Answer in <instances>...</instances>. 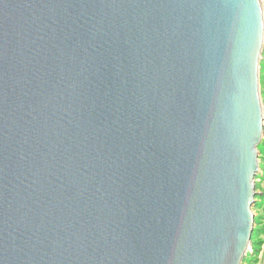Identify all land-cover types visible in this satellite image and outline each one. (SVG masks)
Returning <instances> with one entry per match:
<instances>
[{"label": "water", "instance_id": "obj_1", "mask_svg": "<svg viewBox=\"0 0 264 264\" xmlns=\"http://www.w3.org/2000/svg\"><path fill=\"white\" fill-rule=\"evenodd\" d=\"M260 22L236 0H0V264H241Z\"/></svg>", "mask_w": 264, "mask_h": 264}, {"label": "rangeland", "instance_id": "obj_2", "mask_svg": "<svg viewBox=\"0 0 264 264\" xmlns=\"http://www.w3.org/2000/svg\"><path fill=\"white\" fill-rule=\"evenodd\" d=\"M262 57H264V43L262 48L261 59ZM259 80H260V95H261V60H260V69H259ZM262 105L264 110V101H262ZM259 145L264 146V122H263V135L259 142ZM259 157H260L258 158L259 171L255 175V179H254L255 198H254L253 207L251 208L252 214L254 216L253 231L255 232V234L253 235V239L250 240V248L247 251L248 255L243 258L241 264H259L258 260L260 259L262 250L264 248L263 245L262 246L259 245L256 241L258 235H262L261 226L262 223L264 222V156L259 153ZM255 257L257 258L256 261H255ZM248 258L249 260H247Z\"/></svg>", "mask_w": 264, "mask_h": 264}, {"label": "snow or ice", "instance_id": "obj_3", "mask_svg": "<svg viewBox=\"0 0 264 264\" xmlns=\"http://www.w3.org/2000/svg\"><path fill=\"white\" fill-rule=\"evenodd\" d=\"M238 6L256 9L260 13V33L264 29V0H236ZM261 99L264 101V57L261 59ZM261 232L264 234V225L261 226ZM264 243V240H262Z\"/></svg>", "mask_w": 264, "mask_h": 264}, {"label": "trees", "instance_id": "obj_4", "mask_svg": "<svg viewBox=\"0 0 264 264\" xmlns=\"http://www.w3.org/2000/svg\"><path fill=\"white\" fill-rule=\"evenodd\" d=\"M258 148V151H259V153L261 154V155H263L264 156V146H258L257 147ZM260 158V157H259ZM262 225H264V222L262 223ZM255 234V232L253 231V234H252V237H251V239H253V235ZM262 240H264V234H262V235H258V237H257V239H256V241H257V243L259 244V245H263L264 246V243H262ZM248 255V253L246 254V256ZM247 260H249V258L247 259ZM257 260V258L255 257V261ZM259 262V264H263L264 263V248H263V250H262V254H261V256H260V259L258 260Z\"/></svg>", "mask_w": 264, "mask_h": 264}]
</instances>
